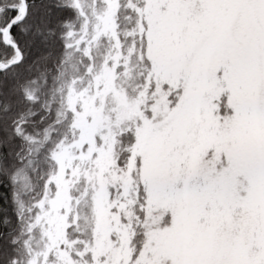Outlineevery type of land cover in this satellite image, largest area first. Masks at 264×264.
Segmentation results:
<instances>
[{
    "label": "snow or ice",
    "instance_id": "1",
    "mask_svg": "<svg viewBox=\"0 0 264 264\" xmlns=\"http://www.w3.org/2000/svg\"><path fill=\"white\" fill-rule=\"evenodd\" d=\"M19 3L0 12V45L21 58L0 72L23 60ZM124 6L150 97L118 157L135 181L127 264H264V0ZM3 169L14 181L15 170Z\"/></svg>",
    "mask_w": 264,
    "mask_h": 264
},
{
    "label": "trees",
    "instance_id": "2",
    "mask_svg": "<svg viewBox=\"0 0 264 264\" xmlns=\"http://www.w3.org/2000/svg\"><path fill=\"white\" fill-rule=\"evenodd\" d=\"M9 2L0 0V12ZM92 2L94 5L86 10L81 0H26L27 15L23 23L13 28L21 42L23 60L0 72V255L15 258L8 264H28L30 256L36 252L31 244L34 245V236L39 233L36 217L39 204L50 198L55 189L52 176L58 168V153L68 147L76 135L69 104L95 88V85L91 87V82L95 79L96 64H116L113 84L119 96L134 98L142 88L139 83L142 69L135 62L128 41L131 14L124 0L116 3L113 30L117 45H112V50L120 49V55L114 62L106 54L99 56L98 50L104 47L102 38L96 40L98 34L93 38L86 34L88 30L84 32L88 26H98L99 13L95 8L99 2L106 1ZM18 7L22 12L21 0ZM79 38H84L82 48L77 44ZM4 39L12 37L7 33ZM20 58L18 51L12 55L11 48L0 45V64ZM44 98H50L51 104L43 103ZM121 123L115 125L117 128L111 135L116 141L113 157L117 165L118 157L123 156L131 141L130 124L124 122L120 127ZM5 162L15 170L14 181H10L9 172L3 169ZM17 174L23 178L21 189L16 188ZM134 196L133 190L132 199ZM132 204L130 201L128 211ZM78 210L79 207L77 215ZM131 211L132 218L126 216L124 221L134 236V212ZM75 218V213L68 218V252L76 262H89V239L78 222H74Z\"/></svg>",
    "mask_w": 264,
    "mask_h": 264
},
{
    "label": "rangeland",
    "instance_id": "3",
    "mask_svg": "<svg viewBox=\"0 0 264 264\" xmlns=\"http://www.w3.org/2000/svg\"><path fill=\"white\" fill-rule=\"evenodd\" d=\"M103 1L106 2H99L95 8L99 13L98 26H88L84 32L88 30L86 34L93 38L98 34L95 39L102 38L104 46L98 50L99 56L106 54L114 62L120 55V49L112 50V45H117L113 30L117 0ZM81 2L86 10L94 5L92 0ZM81 38L77 44L82 48L84 38ZM115 66V63L96 64L95 79L89 85L95 88L69 104L76 135L58 153V168L52 176L55 189L50 198L39 204L36 214L39 233L34 236V245L31 244L36 252L32 255L30 252L28 264H85L88 261L76 262L69 255L67 228L71 213L76 214L74 222H78L89 239L91 252L87 264H121L122 260L127 264L133 233L124 219L132 218L128 204L133 201L129 192H133L135 181L117 165L113 157L116 141L111 135L117 128L115 125L121 122L120 127L125 122L132 128L141 115V105L150 97L143 88L134 98L119 96L113 84ZM43 103L51 104V99L44 98ZM16 179V188L21 189L23 178L17 174ZM161 216L162 213L153 216L151 223H157Z\"/></svg>",
    "mask_w": 264,
    "mask_h": 264
},
{
    "label": "water",
    "instance_id": "4",
    "mask_svg": "<svg viewBox=\"0 0 264 264\" xmlns=\"http://www.w3.org/2000/svg\"><path fill=\"white\" fill-rule=\"evenodd\" d=\"M22 1V12H21V16H25V10L27 11V3H26V0H21ZM6 35H7V31L5 30V35H4V37H6ZM18 54H19V56L21 57V52L20 51H18ZM14 60H12V61H9L8 63H1L0 64V66L1 67H5V64H12V62H13Z\"/></svg>",
    "mask_w": 264,
    "mask_h": 264
}]
</instances>
